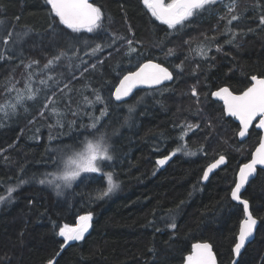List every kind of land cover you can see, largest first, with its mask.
<instances>
[{
  "label": "trees",
  "instance_id": "trees-1",
  "mask_svg": "<svg viewBox=\"0 0 264 264\" xmlns=\"http://www.w3.org/2000/svg\"><path fill=\"white\" fill-rule=\"evenodd\" d=\"M232 2L218 0L184 27L170 30L151 16L142 0H92L104 14L103 29L72 33L51 16L46 0H0V103L14 102L17 91L25 96L15 113L9 109L8 116L0 114V196L7 197L8 187L19 179L30 180L0 203V264H46L56 252L55 264H183L198 242L212 246L218 264H231L244 214L230 193L260 133L252 127L246 140L238 142V124L224 116L211 93L228 87L240 94L250 86L251 75L264 76V25L259 24L264 0H235V11L229 14ZM231 15L239 19L229 26ZM54 20L57 31L66 34L57 40L51 35ZM229 27L236 33L234 40ZM9 31L17 41L14 46L12 41L3 44ZM23 33L28 35L21 39L17 34ZM113 34L115 44L91 54L95 44ZM128 40L137 49L131 56L125 55ZM66 41L75 48L45 68ZM201 45L206 57L198 54ZM31 61L38 63L28 67ZM148 61L167 67L173 80L115 103L112 93L121 77ZM26 82L36 93L34 100L26 99ZM93 90L104 104H86L85 97L94 101ZM49 97L59 98L58 103L51 105ZM50 107L61 115L51 114ZM103 108L107 115L96 129L89 128L91 117H99ZM188 124L198 127L181 141V125ZM101 133L114 157L101 163L115 173L120 183L116 191L95 199L106 187L97 174L82 175L59 196L39 183L45 173L62 167V158L82 150L85 137L95 139ZM185 143L195 155L180 152L157 165ZM221 155L225 165L204 183L203 171ZM241 198L249 201L258 226L237 264H264V170L257 171ZM88 213L92 221L85 238L61 250L59 227H73ZM172 216L175 229L166 226Z\"/></svg>",
  "mask_w": 264,
  "mask_h": 264
},
{
  "label": "snow or ice",
  "instance_id": "snow-or-ice-1",
  "mask_svg": "<svg viewBox=\"0 0 264 264\" xmlns=\"http://www.w3.org/2000/svg\"><path fill=\"white\" fill-rule=\"evenodd\" d=\"M144 6L155 20L161 24L166 25L168 29L175 30L177 26L184 27L185 22L189 21L197 13L202 11H209L212 6L218 3V0H142ZM46 4L50 7V14L55 20H58L59 25H63L64 28L70 30L72 33H94L97 30L103 29V12L102 10L90 3L89 0H46ZM227 11L229 14L235 11V0L228 6ZM223 19L224 17H220ZM17 19H19L17 17ZM239 17L237 15H231L230 19L227 20V25H232L233 21H237ZM55 20L51 28V35L53 40L59 39L61 36L66 35L62 32L57 31L55 27ZM3 21H0V25ZM259 24L264 25V15L260 16ZM251 30V29H250ZM227 32H232V29L227 28ZM227 32L225 34H227ZM21 39L26 37L28 33L17 34ZM13 33L9 31L7 36L3 38V44L8 46L12 41ZM236 36L235 32H232V39ZM117 37L113 34L111 40L105 39L103 43L95 44V47L91 48V54H96L103 50L104 45L111 46L115 44ZM124 39V37H119ZM15 43V41H12ZM231 43L232 41H227ZM87 43V42H85ZM127 51L125 55L131 56L137 52L136 47L133 46V41H127ZM91 47L90 45H87ZM69 48H75V45L71 41H66L65 48L60 50L57 55H54L48 60L45 68H48L54 64L55 61H59ZM7 50V49H5ZM219 47L217 51H219ZM173 53L172 49H169V55ZM86 54H88L86 52ZM198 54L206 57L207 52L203 45L198 49ZM4 58V53L0 52V59ZM38 61H31V64H36ZM93 68L95 65L92 66ZM181 68L180 65H177ZM87 69H85L86 71ZM182 70V69H181ZM173 73L169 71L167 67L161 66L159 63H153L151 61L147 63H141L137 66L135 71H129L127 75L119 81V84L115 87V91L112 93L116 101H122L125 97L129 96L133 88L137 85H145L149 88H153L163 84L165 81L173 80ZM31 79V77H29ZM51 79V77H49ZM251 85L246 88L241 94L234 95L228 87H220L217 91L211 93V95L224 102V112L226 115L234 117L239 121L238 135L244 138L249 133V128L253 125V122L258 119V123L255 127L264 130V76L253 74L250 76ZM45 83V81H41ZM67 87V85H65ZM25 89L27 90L28 100H34L36 93L33 92L29 83H25ZM7 91H13L12 88H8ZM38 91V90H37ZM95 99L90 100L85 97V102L88 106L94 107L96 103L104 104V98L100 95L98 90H93ZM193 97H197L198 93L195 87L192 88L191 92ZM25 100L23 93L17 91L14 102L0 103V114L5 117L8 116V110L15 113L18 105H22ZM49 103H51V97H49ZM49 103L44 105V109H49ZM134 110V106H129V112ZM41 115L44 114L42 111ZM51 114L60 116L61 113L56 108H51ZM76 115L74 111L72 113ZM107 115V108L101 109L99 117H91L92 123L88 125L89 128L96 129L100 121ZM57 124L63 127L60 120H57ZM0 126H3L0 123ZM51 127V125H50ZM198 125L188 124L185 128L181 125L182 131L179 135V140L183 141L187 136L188 132ZM51 139V137H50ZM83 144L82 150L73 151L67 158H62V167L54 172H48L44 174V177L39 179L41 185H48L54 188L56 194L59 196L64 188H71L73 182L78 178H81L82 174L90 173L102 176L106 181V187L97 191L95 199H103L110 193L116 191L120 187L119 181L115 178V173L110 170H105L106 166L101 162H111L114 157L110 152V147L101 133L95 139H89L85 137V140L81 142ZM63 151V149H61ZM182 152L184 155L192 156L195 152L189 151L187 144H178L177 147L163 159L156 161L157 165L162 166L172 156ZM55 162V161H54ZM225 162L223 155L218 160L209 164L203 171V180L209 179V174L221 164ZM257 165L264 166V136L260 137L259 146L255 149L252 154L250 162L242 165L239 169L235 180V186L231 190V199L237 201L243 206L244 219L240 221L239 231L235 237V243L232 248L234 256L239 257L241 250L245 248L246 242L253 237L254 230L257 225V219L253 216L250 211L249 201L241 198V189L245 185L249 184L251 180L255 179L257 173ZM29 179H19L15 186L8 187V196H0V203H3L6 199H9L13 192L17 190L23 184L29 183ZM171 211V210H170ZM92 214L88 213L78 217L77 224L75 227L64 225L59 227V231L56 233L59 237L63 238L61 244V250L69 244L70 241H81L85 238V233L88 232L91 227ZM169 229H175L177 227L174 216L171 217V222L166 225ZM157 231H160L157 228ZM192 253L185 257L184 264H216L215 256L212 252V246L208 243H196L192 245ZM60 252H56L55 256L49 259L46 264H55V257H58ZM234 264H237L234 261Z\"/></svg>",
  "mask_w": 264,
  "mask_h": 264
},
{
  "label": "water",
  "instance_id": "water-1",
  "mask_svg": "<svg viewBox=\"0 0 264 264\" xmlns=\"http://www.w3.org/2000/svg\"><path fill=\"white\" fill-rule=\"evenodd\" d=\"M89 2L92 3V0H89ZM148 62H149V61H148ZM151 62H153V61H151ZM145 63H147V62H145ZM153 63H156V62H153ZM161 66H162V65H161ZM134 71H135V70H134ZM127 74H128V73H127ZM127 74H125V75H127ZM122 78H123V76L121 77V79H122ZM121 79H120V80H121ZM120 80H119V81H120ZM119 81H118L117 85L119 84ZM171 81H172V80H171ZM171 81H165L163 84H161V85H159V86H156V87H153V88H149V87H147V86H145V85H137L135 88H133V90H132V92L129 94V96L125 97L122 101H116L115 98H114V96H112V98H113V100H114L115 103H123V102H127V101L131 98V96H132L136 91H138V90L155 89V88L161 87V86H163V85H165V84H168V83H170ZM250 83H252L251 80H250ZM117 85H116V86H117ZM250 85H251V84H250ZM116 86H115V87H116ZM217 90H218V89H217ZM217 90H215V91H217ZM229 90H230V89H229ZM114 91H115V88H114L113 92H114ZM213 92H214V91H213ZM233 94H234V93H233ZM240 94H241V93H240ZM234 95H239V94H234ZM211 99L214 100V101H218L219 103H221L222 108H223V112H224V102H223L222 100H219V99L213 97L212 95H211ZM224 116L233 119L234 122H235L236 124H238V126H239V121L236 120L234 117H231V116L226 115L225 112H224ZM258 119H259V118H257V120L253 122V125L249 128V130H250L252 127H254V128L260 133V137H261V136H264V130H261V129H258V128L255 127V124L258 123ZM247 136H248V135H246L244 138H241V137L238 135V132H237V140H238V142H243V141H245L246 138H247ZM259 140H260V139H259ZM258 146H259V142H258V144L255 146L254 150L252 151L251 156H250V159H249L247 162H245L244 164H246V163H248V162L251 161V159H252V154H253V152L255 151V149H256ZM219 158H220V157H219ZM219 158H218V159H219ZM218 159H216V160H218ZM216 160H215V161H216ZM215 161H213V162H215ZM213 162H211V163H213ZM211 163H210V164H211ZM244 164H242V165H244ZM224 165H225V162H224L223 164H221L218 168L214 169V170L209 174V178H210V176H211L215 171H217L219 168L223 167ZM242 165H240V167H241ZM240 167L238 168V170H237V172H236L235 180H236V177H237V174H238V172H239ZM206 168H207V167H206ZM206 168H205V169H206ZM258 170H264V166L257 165V171H258ZM256 174H257V173H256ZM256 174H255V177H256ZM202 181L205 183V182H207L208 180L205 181V180L202 179ZM251 181H252V180H251ZM247 185H248V184H247ZM247 185H245V187H244L243 189H241V194L244 192V190H245V188H246ZM234 186H235V184H234ZM230 198H231V193H230ZM231 200H232V199H231ZM232 201H233V200H232ZM233 202L236 203V204H239L237 201H233ZM257 226H258V221H257L256 228H255V230H254L253 237H251V238L249 239V241L246 242L245 247L247 246V244L251 243V242L254 240ZM71 242H72V241H70L69 243H71ZM198 243H200V242H198ZM194 244H196V243H194ZM208 244H209V243H208ZM66 246H67V245H66ZM243 250H244V249L241 250V253H242ZM192 251H193V249H192V247H191V250H190V253H189V254H191ZM212 252H213V250H212ZM189 254H187V255H189ZM213 254H214V252H213ZM187 255H186V256H187ZM186 256H185V257H186ZM214 256H215V254H214ZM238 258H239V257H236V256L233 255V260H232L231 264H234V261L237 262V261H238ZM215 259H216V256H215ZM184 262H185V258H184ZM184 262H183V264H184ZM216 264H218V263H217V260H216Z\"/></svg>",
  "mask_w": 264,
  "mask_h": 264
},
{
  "label": "rangeland",
  "instance_id": "rangeland-1",
  "mask_svg": "<svg viewBox=\"0 0 264 264\" xmlns=\"http://www.w3.org/2000/svg\"><path fill=\"white\" fill-rule=\"evenodd\" d=\"M15 43H17V41H15ZM15 44L14 43H12L11 44V46H14ZM59 99V98H58ZM58 99H56V98H53V99H51V105H53V104H56V103H58ZM53 107V106H52ZM51 108V107H50ZM88 174H90V173H84V174H82V175H88ZM80 178H78L75 182H73V185L75 184V183H77V181L79 180ZM72 185V186H73ZM76 226V225H75ZM75 226H73V227H75ZM86 234V233H85ZM73 242V241H72Z\"/></svg>",
  "mask_w": 264,
  "mask_h": 264
},
{
  "label": "flooded vegetation",
  "instance_id": "flooded-vegetation-1",
  "mask_svg": "<svg viewBox=\"0 0 264 264\" xmlns=\"http://www.w3.org/2000/svg\"><path fill=\"white\" fill-rule=\"evenodd\" d=\"M148 90H149V89H148ZM132 96H133V95H132ZM132 96H131V97H132Z\"/></svg>",
  "mask_w": 264,
  "mask_h": 264
},
{
  "label": "bare ground",
  "instance_id": "bare-ground-1",
  "mask_svg": "<svg viewBox=\"0 0 264 264\" xmlns=\"http://www.w3.org/2000/svg\"><path fill=\"white\" fill-rule=\"evenodd\" d=\"M136 44V43H135ZM137 45V44H136Z\"/></svg>",
  "mask_w": 264,
  "mask_h": 264
}]
</instances>
